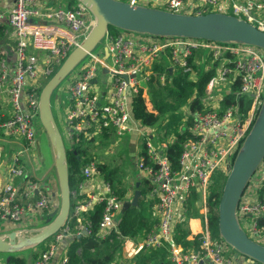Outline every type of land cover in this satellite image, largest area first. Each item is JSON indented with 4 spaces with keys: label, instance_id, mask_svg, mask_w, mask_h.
Returning <instances> with one entry per match:
<instances>
[{
    "label": "built area",
    "instance_id": "obj_1",
    "mask_svg": "<svg viewBox=\"0 0 264 264\" xmlns=\"http://www.w3.org/2000/svg\"><path fill=\"white\" fill-rule=\"evenodd\" d=\"M44 1L10 0V4L0 5V21L9 25L14 40V59L11 61L6 55L0 57V98H5V104L9 106L5 115L4 104L0 102V134L23 145L8 158L1 173L0 231L41 224L57 205L52 191L43 189V184L29 175L24 152L32 156L36 133L41 129L37 118V88L78 45L89 28L91 16L78 2L68 8L49 7ZM124 1L177 13L201 14L208 10L229 13L264 31V0H159L153 5H150L151 0ZM32 17L35 21L30 20ZM100 45L101 50L88 53L82 64L59 86L56 100L62 109L67 140L81 132L90 136L103 131L109 134L111 143H117L125 136L133 138L134 142L142 137L134 167L137 176L146 179L150 186L146 199L154 200L152 213L156 224L136 240L120 234L119 213L123 200H128V191L122 198L114 194L102 178L95 160L84 166L83 180L76 186V191H72L71 214L78 215L94 203H103L97 236L106 239L114 233L122 245L131 243L133 254L140 249L164 247L172 264H256L235 253L224 258L223 252L228 246L211 235L206 196L209 182L216 173L226 172L231 165L261 103L264 94L263 50L251 45L155 37L121 30L108 31ZM104 48L108 52L106 58L103 57ZM193 51L205 53L204 61L211 58L215 63L214 73L201 99L203 110L191 112L183 108L193 118L189 126L191 135L183 142L178 161L173 166L166 152L168 141L156 140L152 129L134 117L131 98L140 94L148 102V82L154 74L152 64L161 56L168 71L171 68L170 74L175 69H182L195 78L189 64ZM210 67V64H203V69ZM165 77V73L159 76L161 82ZM230 94L233 101L222 107ZM240 97H246L249 102L245 114L240 112ZM262 186L264 159L251 176L237 206L238 220L244 232L264 245V193L261 196L259 193ZM192 192L198 196L195 206L200 218L188 215V198ZM192 218L201 223L200 232H197L200 234L198 251L185 249L174 238L177 225L183 221L187 224ZM7 223L12 227L6 228ZM82 231L87 232L89 228L79 223L77 231L72 232L65 224L47 243L46 249L38 251L33 258L34 264L50 261L67 264L66 240L83 234ZM0 264L10 263L3 258Z\"/></svg>",
    "mask_w": 264,
    "mask_h": 264
},
{
    "label": "water",
    "instance_id": "obj_2",
    "mask_svg": "<svg viewBox=\"0 0 264 264\" xmlns=\"http://www.w3.org/2000/svg\"><path fill=\"white\" fill-rule=\"evenodd\" d=\"M75 1L82 4L90 13L89 28L78 45L68 52L52 75L44 82L38 95L37 118L51 157L47 170L37 175L31 156L24 152L30 174L36 181L44 182L47 175L53 171L56 191H52V194L56 196L57 205L41 224L0 231V254L6 255V263H9L11 256L34 250L45 240L54 236L70 217L72 190L69 185L67 147L53 114L52 96L59 84L86 55L103 42L109 27L155 37L193 38L225 44L251 45L264 52V31L233 14L218 11L201 14L177 13L159 7L130 4L124 0ZM103 53V57L106 58L108 55L106 48L103 49ZM10 139L19 147L23 146L20 141ZM37 156L41 159L38 154ZM263 159L264 94L253 122L227 169L217 205L219 237L236 255L252 260L256 264H264V245L254 241L244 232L238 220L237 206L243 190ZM138 186L139 181H136L133 196L131 200H123L121 212L138 204L141 195ZM82 233L85 232L82 231Z\"/></svg>",
    "mask_w": 264,
    "mask_h": 264
},
{
    "label": "trees",
    "instance_id": "obj_3",
    "mask_svg": "<svg viewBox=\"0 0 264 264\" xmlns=\"http://www.w3.org/2000/svg\"><path fill=\"white\" fill-rule=\"evenodd\" d=\"M73 3H75L74 0H68L65 3V7L70 8ZM4 30L5 26L0 25V40L4 39ZM117 30L114 27L108 28L109 33H114ZM13 46L14 44L11 46L12 50ZM4 55V51L0 50V57ZM201 55L203 57L205 53L193 51L189 57V64L194 70L195 78L182 69H175L170 74L164 57L161 56L156 59L152 64L154 74L151 75L148 82V102L140 94L131 98L134 117L142 125L152 129L156 140L168 141L166 152L173 166L178 161L183 142L190 138L191 135L189 126L193 118L191 115H187L183 108L186 107L191 112L203 110L201 99L204 96L206 84L214 73L215 63L213 64L210 57L203 62L204 65L210 64L211 67L208 69H203L200 62H194V59H200ZM162 73L166 74L163 82L159 79ZM42 83L43 81L37 88L38 90H40ZM230 101H233L231 94L222 102V107ZM238 103H240V112L245 114L249 106L248 100L246 97H240ZM97 143L105 146L110 144L109 134L103 131L100 134L89 136L81 132L68 141L66 147L70 189L73 192L76 191V186L83 180L82 171L84 166L89 161L95 160L102 178L109 183L112 192L122 198L127 191V187L123 183V171L119 165H109L106 161L103 162L97 159L99 153L92 151ZM136 178L139 181L138 189L141 192L138 204L130 206L124 212L120 211L118 223L120 234L134 240L142 238L156 224V219L152 213L154 200L146 199V194L150 189L148 181L138 176ZM225 179L226 172L218 171L215 178L209 182L206 196L208 226L212 237L216 241L221 240L217 230V205ZM259 193L260 196L264 193V186H262ZM73 201L74 198L71 197V208ZM197 202L198 196L192 192L188 198V215L190 217L199 216L195 206ZM103 206V203H94L87 210L78 213V215L70 214L66 225L72 232L77 231L79 223L84 224L89 228V231L74 235L66 240L67 264H172L168 260V253L164 247L140 249L132 257L122 260L120 257L122 241L117 238L116 234L113 233L106 239H101L97 236L98 223ZM189 235L190 231L187 228L186 221L179 223L176 227L175 241L180 243L185 249L200 250V234ZM52 239L53 236L40 244L39 250L46 249L47 243ZM39 250L33 253L34 258ZM9 263L25 264V260L22 257L13 255L10 257Z\"/></svg>",
    "mask_w": 264,
    "mask_h": 264
},
{
    "label": "rangeland",
    "instance_id": "obj_4",
    "mask_svg": "<svg viewBox=\"0 0 264 264\" xmlns=\"http://www.w3.org/2000/svg\"><path fill=\"white\" fill-rule=\"evenodd\" d=\"M68 2V0H56V3H58L61 6H65V3ZM74 2L76 3V1L74 0ZM73 3V5L75 4ZM154 2H151L150 5H153ZM101 45H98L94 51L97 52L99 50H101ZM200 62H201V66H203V62H204V56L202 57V55L199 57ZM85 59V58H84ZM84 59L76 66V68H78L82 62L84 61ZM64 83V80L59 84V86H62ZM44 84V82L42 83V85ZM59 86L56 88V90L53 93L52 96V110H53V114L55 117V120L57 121V124L62 132L65 144H68V140H67V136H66V132H65V128L61 119V115H62V109L60 107H58V103L59 101L56 100V96L54 97V95H57L59 93ZM62 98H64L63 94H60ZM62 105V104H61ZM100 140V139H98ZM95 144V143H94ZM142 146V137H139L137 139V141L134 142L133 138H127V136H125L123 139H121L120 141H118L117 143H111L108 144L107 146L105 145H100L99 143H97L95 145V148L92 149V151H96L99 153L98 155V160L103 161V162H107L109 165H119L121 170L123 171V183L126 185L127 190H128V200H131L132 196H133V192H134V188L133 186H135V182L137 181V171L134 167V162L136 160V150L137 148ZM37 149L38 151V155L40 156L41 159L38 158V160L35 162L36 167L38 168L36 170V174L37 175H41L43 174L47 168L49 167L50 163H51V157H50V152L47 146V141L45 138V135L43 134L41 129H38L37 133H36V145L34 148V151ZM16 151L15 148H11L9 150V158L14 154V152ZM227 173V171H226ZM2 176V175H1ZM47 180L45 181L46 184H48V186H51V184L53 186H56V180H55V176L53 171L50 172L47 175ZM197 218H200V216H198ZM197 218H192V220H188L187 222V228L190 231V235L197 233L198 230L201 227V223L200 220ZM46 218H44L42 220V222L45 220ZM7 225L9 227H12V224L7 223ZM5 226V225H4ZM3 226V227H4ZM6 230V229H4ZM200 232V230H199ZM189 235V236H190ZM122 249H121V254L120 257L122 260H125L127 258L132 257L133 254V248L130 242H125L124 245H122ZM36 250H39V246L36 247L34 250H27L25 252H22V255L25 256L26 255V259L29 260L31 259V254L34 253ZM235 252L230 249L229 247L227 248V250L225 252H223V256L224 258H230ZM5 255L0 254V260H2ZM27 263V262H26Z\"/></svg>",
    "mask_w": 264,
    "mask_h": 264
},
{
    "label": "crops",
    "instance_id": "obj_5",
    "mask_svg": "<svg viewBox=\"0 0 264 264\" xmlns=\"http://www.w3.org/2000/svg\"><path fill=\"white\" fill-rule=\"evenodd\" d=\"M151 1L154 2V1H159V0H151ZM44 3L46 5H48L49 7H53V6L59 5L58 3H56V0H45ZM8 4H10V0H0V5H8ZM30 20L31 21H35L34 17H32ZM0 25H4L5 26V30H4V33H5L4 35L5 36H4V39L0 40V50L4 51L5 55L7 57H9V59L12 61L14 59V56H13L14 46H13V50H12L11 46L14 44V40H13L12 35H11V29H10L9 25L6 23V21H0ZM195 60H196V63L200 62L199 59L198 60L195 59ZM5 101H6L5 98H0V102L2 104H4V106L2 107V110L5 112V115H6V112L8 111L9 106L7 104H5ZM17 147H18V145L16 144V142H14L10 138L4 136L3 134H0V183H1L2 170L6 166V163H7L8 158H9V153H10L9 150L11 148L17 149ZM37 157L38 156H37V149H36L35 151L33 150V153H32V156H31L35 172L38 169L36 167V165H35V162L38 160ZM27 170L29 171V175L32 177V175L30 174V168L28 167V164H27ZM47 178H46V180H47ZM45 181L44 182H40L41 184H43L42 185L43 189L50 190V191H53V192L56 191V186H53L52 184H51V186H47L48 184H46ZM6 226H7L6 228H9L8 225H6ZM16 256L24 258L25 264H34L33 253L31 254V259H29V260H27L26 259V255L23 256L22 253L17 254ZM46 264H54V262L50 261V262H48Z\"/></svg>",
    "mask_w": 264,
    "mask_h": 264
}]
</instances>
